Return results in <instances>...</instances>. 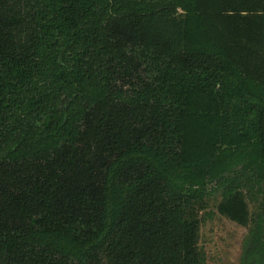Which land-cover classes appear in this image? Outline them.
Wrapping results in <instances>:
<instances>
[{"label": "trees", "instance_id": "trees-1", "mask_svg": "<svg viewBox=\"0 0 264 264\" xmlns=\"http://www.w3.org/2000/svg\"><path fill=\"white\" fill-rule=\"evenodd\" d=\"M215 194L264 264V0H0V264H206Z\"/></svg>", "mask_w": 264, "mask_h": 264}, {"label": "rangeland", "instance_id": "rangeland-1", "mask_svg": "<svg viewBox=\"0 0 264 264\" xmlns=\"http://www.w3.org/2000/svg\"><path fill=\"white\" fill-rule=\"evenodd\" d=\"M220 199L219 194H215L207 202L198 247L206 264H240L253 224L242 227L218 214L216 206ZM249 211L252 216L257 214L252 203H249Z\"/></svg>", "mask_w": 264, "mask_h": 264}]
</instances>
